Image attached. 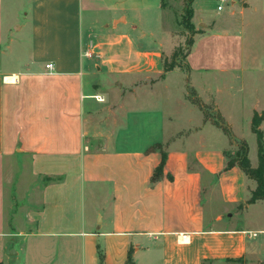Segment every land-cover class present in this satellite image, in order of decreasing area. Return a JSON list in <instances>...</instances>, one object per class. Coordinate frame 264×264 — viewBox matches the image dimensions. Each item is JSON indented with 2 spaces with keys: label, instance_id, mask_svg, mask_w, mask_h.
<instances>
[{
  "label": "crops",
  "instance_id": "crops-1",
  "mask_svg": "<svg viewBox=\"0 0 264 264\" xmlns=\"http://www.w3.org/2000/svg\"><path fill=\"white\" fill-rule=\"evenodd\" d=\"M183 2L0 0V264H50V242L78 244L79 264H125L130 250L136 264L264 262V227L235 223L260 201L247 204L257 182L227 168L217 115L233 125L189 64L205 41L198 68L229 84L225 74L245 72L242 33L209 20L184 66L165 72L181 41L172 6ZM13 3L19 40L4 26ZM86 195L98 220L84 214Z\"/></svg>",
  "mask_w": 264,
  "mask_h": 264
},
{
  "label": "rangeland",
  "instance_id": "rangeland-1",
  "mask_svg": "<svg viewBox=\"0 0 264 264\" xmlns=\"http://www.w3.org/2000/svg\"><path fill=\"white\" fill-rule=\"evenodd\" d=\"M230 1L231 2L225 4L223 10H218V0H195L192 8V17H190L187 12V6H185L186 0H184L185 4L183 2L182 4L178 3L172 6L177 21L176 34L181 40L178 46H181V49L184 51L178 58L181 64L186 62V54L190 46L193 45L196 34L200 32L201 28H206L211 19L218 20L219 17L222 18V22L217 23L214 29L215 31L242 33L245 72L238 73L232 70L230 73L225 74L223 77L230 78L229 84L226 82L223 83L222 80L219 81V79L217 80L214 77V79L209 78V75H217L213 73H209L208 75L205 71L198 68L205 65L208 60L207 57L210 51L208 50V43L205 41L199 43V49L192 54L189 64L192 69L191 79L195 82L196 87L202 88L203 91L210 88L207 92L213 93L214 98H216L217 102L221 105L222 112L226 113V118L233 125L235 135L233 133V138L228 148L229 158L237 159L238 156L241 158L238 154L243 151L242 145L246 142L249 148L248 156L250 162L257 165L258 143L256 134L252 130L251 122L253 108H264V0ZM16 5L17 4L13 3L11 6V14L7 13L4 17V26L6 29H12L14 35L17 36L19 40L26 36V31L23 30L22 32H18L14 24L24 22L25 19L22 15L20 17L18 16V20H14L15 17L12 14V10ZM230 13L234 14V17H229L228 15H230ZM195 14L197 17H205L207 15L206 19H203L201 25L195 22L197 20L194 21ZM237 46H239V44ZM220 55L222 56L223 54L220 53ZM226 79L227 78H225V80ZM199 91L202 90L199 89ZM202 106L206 108L208 117L217 118V113L213 110L214 105L212 103L206 101ZM262 129L264 131V123ZM238 137H243L245 140ZM97 210L98 205H95L94 199L86 195L84 201V214L91 217L93 221L95 219L98 220L96 214ZM237 222H240V224L244 223L247 227L253 229L263 228L264 200L260 199L257 205H255L247 215H244L242 220L235 221V223ZM255 240L264 242V233L259 231L258 237H255ZM32 247L33 245L29 243L25 250L27 254L25 257L26 262L27 258L31 259V256L35 254ZM79 254L80 246L75 242L72 244L71 249L67 248L66 250H62L60 246L50 242V255L46 253L45 260H47L49 256L50 264H79V260H77ZM71 258L75 259L67 263V260ZM250 264H264V262L261 263L257 259H252V263L250 262Z\"/></svg>",
  "mask_w": 264,
  "mask_h": 264
},
{
  "label": "trees",
  "instance_id": "trees-1",
  "mask_svg": "<svg viewBox=\"0 0 264 264\" xmlns=\"http://www.w3.org/2000/svg\"><path fill=\"white\" fill-rule=\"evenodd\" d=\"M195 0H186L185 6H187V12L190 15V17L193 16V3ZM191 49H188V52L186 56L188 55L189 51ZM184 51L181 49V46L176 47L174 53L171 57H165L164 59V71L168 72L171 70H174L176 67H183L184 65L181 64L179 61L178 56L183 53ZM192 101L196 104L200 105L199 99H192ZM218 121L215 123L229 136L230 139L233 138V131L231 126L220 116V114L217 115ZM207 119V117H206ZM264 121V109L262 111H255L253 118H252V130L256 134L257 137V143H258V155H259V164L257 167H253L251 165L248 153L249 148L247 143L245 142L242 145V152L239 153L241 158L237 159H231L229 158L227 168H231L234 165L238 164L243 171L251 178L255 179L257 182V187L255 190L251 192L250 199L247 200V204L254 203L258 199L264 200V131L261 128L262 122ZM166 154L164 153L162 163L160 166L156 169V172L154 174V179H158L160 177V174L162 172V168L165 162ZM125 264H136V262L133 259L131 250L128 253V258L125 262Z\"/></svg>",
  "mask_w": 264,
  "mask_h": 264
},
{
  "label": "built area",
  "instance_id": "built-area-1",
  "mask_svg": "<svg viewBox=\"0 0 264 264\" xmlns=\"http://www.w3.org/2000/svg\"><path fill=\"white\" fill-rule=\"evenodd\" d=\"M219 1V4H218V10H223L224 8H225V4L226 3H228V2H230V0H218ZM86 56H89V57H91L92 56V53L90 52V51H85V53H84ZM46 67L48 68V69H50V70H52L53 68H54V65H53V63H49V64H47L46 65ZM252 235L253 236H256L257 235V232H252ZM183 237V239H185L186 238V236H182Z\"/></svg>",
  "mask_w": 264,
  "mask_h": 264
},
{
  "label": "water",
  "instance_id": "water-1",
  "mask_svg": "<svg viewBox=\"0 0 264 264\" xmlns=\"http://www.w3.org/2000/svg\"><path fill=\"white\" fill-rule=\"evenodd\" d=\"M7 253L9 255H13L15 254L16 252L13 250V243H10L9 246H8V249H7Z\"/></svg>",
  "mask_w": 264,
  "mask_h": 264
}]
</instances>
